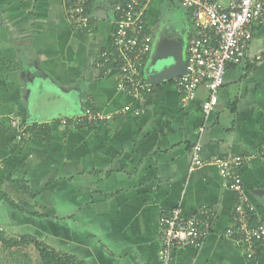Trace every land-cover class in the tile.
I'll return each instance as SVG.
<instances>
[{
  "label": "crops",
  "instance_id": "obj_1",
  "mask_svg": "<svg viewBox=\"0 0 264 264\" xmlns=\"http://www.w3.org/2000/svg\"><path fill=\"white\" fill-rule=\"evenodd\" d=\"M97 9L110 18H93ZM116 17L108 0H95L89 29L77 31L64 0H0V190L23 210L1 201L0 230L87 264H162V215L208 207L217 219L203 246L175 250L171 264H249L239 238L226 236L234 194L216 167H190L196 144L206 161L251 156L243 187L253 223L264 222V24L254 26L244 61L227 67L205 117L208 88L183 108L175 84L186 72L190 11L175 0L148 8L153 46L143 73L154 90L145 105L117 90L116 70L97 67ZM87 109L114 118L76 127ZM11 117L49 125V139L15 142ZM257 256L264 264V244Z\"/></svg>",
  "mask_w": 264,
  "mask_h": 264
},
{
  "label": "built area",
  "instance_id": "obj_2",
  "mask_svg": "<svg viewBox=\"0 0 264 264\" xmlns=\"http://www.w3.org/2000/svg\"><path fill=\"white\" fill-rule=\"evenodd\" d=\"M22 1V0H20ZM117 15L115 28L110 38L109 50L102 53L98 69L106 64H115L119 73L117 90L135 98L142 105L148 103L153 87L147 84L143 69L152 52L153 38L147 31V11L153 0H108ZM191 12L194 27L187 46L185 74L175 79L183 108L195 100L202 85L209 90L203 103L205 117L212 114L219 103L229 65L241 64L254 38V26L264 24V0H175ZM66 18L77 31L88 30L90 16L86 8L89 0H64ZM113 115H104L87 109L73 120L76 127L97 125L113 120ZM70 120L63 117L62 125ZM9 127L15 132V141L22 143L34 135L32 124H24L11 117ZM202 145L193 148L190 170L214 166L224 180L225 186L234 194L235 205L232 221L226 231L227 237L237 236L246 249L250 260L257 257L258 248L264 244V222L251 224V211L244 192L242 169L249 164V155L201 158ZM264 157V149L261 152ZM217 213L204 207L191 216L181 208L165 213L160 218L161 262L171 264L174 251L180 248L203 246L212 232Z\"/></svg>",
  "mask_w": 264,
  "mask_h": 264
},
{
  "label": "trees",
  "instance_id": "obj_3",
  "mask_svg": "<svg viewBox=\"0 0 264 264\" xmlns=\"http://www.w3.org/2000/svg\"><path fill=\"white\" fill-rule=\"evenodd\" d=\"M94 3H95V0H89V2H88L86 11H87V14L89 16H91ZM91 21H92V19H90V23H91ZM192 31H193V29H192ZM109 46H110V43H109ZM108 50H109V48H108ZM115 67H116L115 64H106V66L104 68L111 69V68H115ZM21 121L24 124H26L25 121H23V120H21ZM47 127H49V128H47ZM32 129H34V135H33L34 137L36 136L38 138H41V139L44 138L46 140L49 139V137H50L49 135L51 133V129H50L49 125L47 126V125H39L38 123H33ZM12 134L15 137L14 131H12ZM28 139H30V138H28ZM28 139H26L25 141H28ZM24 142H22V143H24ZM1 181H3V179L0 180V182ZM57 185H58V183H52L49 186H47V188L50 190H54ZM1 201H5L14 209H18L20 211H23L9 197V195L7 193H4L0 190V202ZM250 220H251V224L254 225L253 221L255 220V218L253 217V215H251ZM0 245L5 247L6 249H10V250L23 248L27 245H32L35 248V250L39 253V258H40L41 264H87L85 261L80 260L76 256H73V255L68 254V253H64V252L54 248L53 246H50L43 241H40L39 239H37L33 235H20L18 237H14V236L9 237L8 233L0 230ZM260 248H258V251ZM257 258H258V256H257ZM249 264H257V262L254 260H251V261H249Z\"/></svg>",
  "mask_w": 264,
  "mask_h": 264
},
{
  "label": "rangeland",
  "instance_id": "obj_4",
  "mask_svg": "<svg viewBox=\"0 0 264 264\" xmlns=\"http://www.w3.org/2000/svg\"><path fill=\"white\" fill-rule=\"evenodd\" d=\"M8 236L12 235L8 234ZM0 264H41V262L39 253L32 245L13 250L0 245Z\"/></svg>",
  "mask_w": 264,
  "mask_h": 264
},
{
  "label": "water",
  "instance_id": "obj_5",
  "mask_svg": "<svg viewBox=\"0 0 264 264\" xmlns=\"http://www.w3.org/2000/svg\"><path fill=\"white\" fill-rule=\"evenodd\" d=\"M92 17L99 18V19H109L110 18L108 15V12L100 10V9L95 10L92 14Z\"/></svg>",
  "mask_w": 264,
  "mask_h": 264
},
{
  "label": "bare ground",
  "instance_id": "obj_6",
  "mask_svg": "<svg viewBox=\"0 0 264 264\" xmlns=\"http://www.w3.org/2000/svg\"><path fill=\"white\" fill-rule=\"evenodd\" d=\"M95 4V3H94ZM96 68V67H95ZM149 68V67H148ZM147 76H149V75H147ZM119 82V81H118ZM237 98V97H236ZM202 109V108H201ZM48 126V125H47ZM62 126V125H61ZM47 128H49V127H47ZM63 128V127H62ZM83 129V128H82ZM9 132V131H8ZM36 137V136H35ZM16 142V141H15ZM43 142V141H42ZM16 144V143H15ZM8 149V148H7ZM263 149V148H262ZM261 149V150H262ZM8 151V150H7ZM258 152V151H257ZM258 154V153H257ZM260 156V155H259ZM256 158V157H255ZM25 161V160H24ZM26 175V174H25ZM11 182H12V180H11ZM13 183V182H12ZM228 239V238H227ZM236 242V241H235ZM261 249V248H260ZM243 255V254H242ZM245 259V258H244ZM246 263V262H245Z\"/></svg>",
  "mask_w": 264,
  "mask_h": 264
}]
</instances>
